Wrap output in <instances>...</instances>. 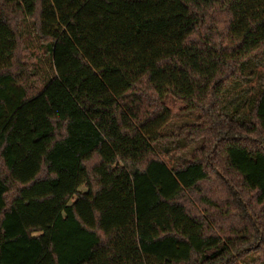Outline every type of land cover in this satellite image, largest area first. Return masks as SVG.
I'll list each match as a JSON object with an SVG mask.
<instances>
[{
	"label": "trees",
	"instance_id": "16d2710c",
	"mask_svg": "<svg viewBox=\"0 0 264 264\" xmlns=\"http://www.w3.org/2000/svg\"><path fill=\"white\" fill-rule=\"evenodd\" d=\"M168 96L199 120L162 133ZM253 253L264 264V0H0V264Z\"/></svg>",
	"mask_w": 264,
	"mask_h": 264
},
{
	"label": "rangeland",
	"instance_id": "374dc122",
	"mask_svg": "<svg viewBox=\"0 0 264 264\" xmlns=\"http://www.w3.org/2000/svg\"><path fill=\"white\" fill-rule=\"evenodd\" d=\"M27 37L29 38L28 35ZM29 47L31 51H33L35 54L33 59L37 61L38 65L41 64V58H42L43 52L39 48V44L34 42V40H32L29 43ZM251 83L253 84L255 82H251ZM246 86L247 84H243L237 90H235V92H238L242 87H246ZM166 102L172 110V119L161 130L162 133H167L165 135H172V133H179L181 126L185 124L188 125V124H191L199 120V116H198L199 113L187 109L186 103L182 99H179L173 96H168L166 98ZM183 139L185 140V143L187 144L186 142L187 138L183 137ZM197 144L198 143L193 142V144H190V145L188 144L186 148L184 149L187 152L189 151V153H191L194 147L197 146ZM176 145H174L173 148H175ZM178 151L181 152L182 150H178ZM161 154L168 161L169 164L172 163V160L168 157V155L165 152L163 153L161 152ZM257 257L258 256H256V254L253 253L252 255H249L244 260H242L241 264H263L260 262V260L259 261L257 260Z\"/></svg>",
	"mask_w": 264,
	"mask_h": 264
}]
</instances>
